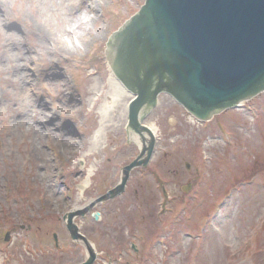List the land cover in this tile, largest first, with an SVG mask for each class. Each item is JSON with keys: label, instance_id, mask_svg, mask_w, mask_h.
<instances>
[{"label": "rangeland", "instance_id": "rangeland-1", "mask_svg": "<svg viewBox=\"0 0 264 264\" xmlns=\"http://www.w3.org/2000/svg\"><path fill=\"white\" fill-rule=\"evenodd\" d=\"M143 1L103 0L88 12L87 41L62 52L37 34L32 0L1 1L0 264H76L85 257L63 215L115 186L121 167L139 153L126 130L127 105L122 121L112 117L118 108L108 113L99 142L91 136L104 102V95L96 100L97 88L111 73L106 41ZM13 36L19 39H5ZM35 101L46 112L38 118L43 125L31 122ZM144 121L157 128L148 163L130 171L122 193L73 217L101 250L94 264H106L108 255L113 264H264V92L207 121L162 93ZM62 132L75 145H66ZM91 211L102 217L94 220ZM130 241L146 242L141 253L125 249Z\"/></svg>", "mask_w": 264, "mask_h": 264}, {"label": "water", "instance_id": "water-1", "mask_svg": "<svg viewBox=\"0 0 264 264\" xmlns=\"http://www.w3.org/2000/svg\"><path fill=\"white\" fill-rule=\"evenodd\" d=\"M105 47L109 69L131 95L126 130L145 132L148 139L121 167L115 186L64 214L71 239L87 250L86 260L77 264H92L96 251L73 217L120 194L130 171L148 163L155 136L143 121L159 94L206 121L264 91V0H144ZM98 214L92 213L94 219Z\"/></svg>", "mask_w": 264, "mask_h": 264}, {"label": "bare ground", "instance_id": "bare-ground-1", "mask_svg": "<svg viewBox=\"0 0 264 264\" xmlns=\"http://www.w3.org/2000/svg\"><path fill=\"white\" fill-rule=\"evenodd\" d=\"M1 1L2 0H0V12L4 11ZM32 1L33 14H31L32 18L36 22L37 34L40 33V38L49 36V44L51 45V48L56 52H62L64 50H77L82 43H85L87 41L90 32V27L87 26L88 12L95 11L96 7H98L99 3H101L103 0ZM44 6L48 7L44 8V10L42 11V7ZM52 18L55 20V22H53ZM92 18L93 19H91L90 17L92 22H95L97 20V15L95 14L94 16H92ZM95 86L96 85H93L89 90L92 91L93 89H95L93 88ZM97 91L98 93L96 100L97 98L104 95V102L99 105L97 109V114L99 116L98 127L94 130L91 136V140L94 143H96L97 141L99 142V138L101 136L102 129L104 130V126H109L107 122L111 121L112 118H110V115H108V113H110L113 108L115 110L118 108V111L116 112V114L112 115V117L119 118L118 122L125 119L127 105V102H125V100L130 95V93L122 86L119 80L116 79L112 73H110V76L108 77L107 84L99 85ZM33 108H35V111L34 113L32 112L33 115L31 114V122L33 124L43 125V123L40 122L38 118H44V113L46 112L44 111L43 107L40 106L38 101L34 102ZM116 124H118L117 121ZM144 124L154 135H157V128L153 122L144 121ZM30 127H35V125H30ZM64 131L66 132L65 129ZM63 132L61 133L62 137L64 138L63 142L66 145L69 144V146L75 145V143L71 139V135L69 133ZM141 134L142 135L140 136L134 133L130 134L132 140L139 147H142L148 139L147 133L141 132ZM34 158L37 157L34 156ZM94 172L95 169L93 165L90 166L89 169H87L86 176L78 184L79 190L83 189V187L89 184L91 176L94 174ZM76 209L77 208L73 207V210Z\"/></svg>", "mask_w": 264, "mask_h": 264}, {"label": "flooded vegetation", "instance_id": "flooded-vegetation-1", "mask_svg": "<svg viewBox=\"0 0 264 264\" xmlns=\"http://www.w3.org/2000/svg\"><path fill=\"white\" fill-rule=\"evenodd\" d=\"M146 242H144V244H145ZM144 244L143 245H139V243L138 242H134V241H130L129 242V244H128V247L127 248H125V249H129V251H130V253H132V254H136V255H138L139 254V252L141 253V251H142V249H143V247H144ZM99 251H101V250H99ZM149 251H150V254H151V256H152V258L153 259H156V256L154 255V252L152 251V247H151V249L149 248ZM103 254H107V251H104V252H102ZM106 256V255H105ZM108 257V261H107V263L106 264H113L112 262H113V260H112V257L111 256H107ZM85 259V257L83 258V260ZM83 260H81V261H83ZM96 260H97V257H95V259L93 260V262H92V264H94L95 262H96ZM80 261V262H81ZM121 264H124V261L121 263Z\"/></svg>", "mask_w": 264, "mask_h": 264}, {"label": "clouds", "instance_id": "clouds-1", "mask_svg": "<svg viewBox=\"0 0 264 264\" xmlns=\"http://www.w3.org/2000/svg\"><path fill=\"white\" fill-rule=\"evenodd\" d=\"M46 7H48V6H44V7H42V11L44 10V8H46ZM89 19H90V17H89ZM5 39H13V40H16V39H19L18 37H5ZM3 41L2 40H0V43H2ZM20 55V53L19 52H17V53H10V54H8V58H9V60H14L15 59V57H17V56H19ZM11 66V65H10ZM43 87H45V88H47V90L49 91V92H51L52 90H51V88H49L47 85H43ZM59 106L58 105H53V108L55 109V108H58ZM25 131H27V129H25Z\"/></svg>", "mask_w": 264, "mask_h": 264}]
</instances>
